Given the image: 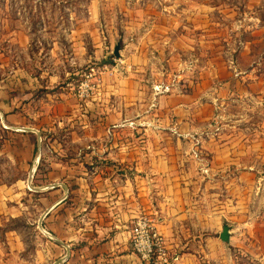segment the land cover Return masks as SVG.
<instances>
[{
  "label": "crops",
  "instance_id": "obj_1",
  "mask_svg": "<svg viewBox=\"0 0 264 264\" xmlns=\"http://www.w3.org/2000/svg\"><path fill=\"white\" fill-rule=\"evenodd\" d=\"M188 11L131 18L122 34L107 22L103 35L93 15L90 33L29 28L12 33V53L0 49V220L18 222L6 231L34 232L35 261L146 264L131 227L149 213L167 264L264 263L254 237L264 213V146L247 138L261 132L240 127L243 111L225 113L232 103L261 106V69L240 66L235 81L219 84L173 79L176 64L164 58L196 54L197 17ZM121 40L124 65L104 73L82 106L75 89L84 67L108 61ZM234 86L246 89L234 98ZM16 238L8 242L14 255L26 248Z\"/></svg>",
  "mask_w": 264,
  "mask_h": 264
},
{
  "label": "rangeland",
  "instance_id": "obj_2",
  "mask_svg": "<svg viewBox=\"0 0 264 264\" xmlns=\"http://www.w3.org/2000/svg\"><path fill=\"white\" fill-rule=\"evenodd\" d=\"M189 6L191 14L195 11L197 17L196 54L195 56L188 55V51L181 50L180 55L176 54L174 58L171 57L172 59L164 58L163 63L166 65L176 64L169 66L171 70L173 67L175 69L173 74L176 77L173 76V79H180L181 82L186 81V84L188 81L205 80L206 85L209 83L219 84L226 79H231V76L235 81L237 68L255 63L259 64L261 70L255 71L254 74H260L264 81V0H0V21L2 18L5 19L3 27L0 22V30L4 29L3 33L0 31V37L6 35V38L0 41V49H6L9 54L12 53L13 43L10 39H12L14 31L21 30L25 34L29 32L30 28V32L35 34L44 31L59 34L65 30L84 29V33L87 34L90 33V27L86 20L94 15L96 21L102 24L99 27L100 34L107 33L104 27L107 22L113 25L117 22L119 34H122L123 26L131 18L137 19L142 16L147 18L149 15L155 18L189 15ZM204 23L206 26H203ZM183 28L184 26L180 28V31ZM243 41L250 42L248 48H246V44L243 45ZM191 43L193 46L192 41ZM121 44L122 40L119 42L120 47ZM41 48L45 50L44 47ZM124 59L125 57L120 54L119 57L113 55L109 62L90 61L84 70L92 62H95L98 65H108L109 69L104 70V73H108L114 69L117 70L118 66L124 65ZM177 64L180 65L181 70ZM183 66L186 67L183 69ZM169 67L168 70H170ZM171 70L165 72L166 77L168 74H172ZM156 75L159 78L162 76L159 73ZM245 79L252 80V78ZM234 89L236 90L234 98H237L236 94L246 88L234 86ZM253 90L259 89H250L252 92ZM258 95L261 106L249 107L246 105L243 108L241 104L232 103L226 107L225 113L230 112L237 115L243 111L245 121L240 123V127L247 131L255 129L257 131L254 132H261L260 135L247 138L250 141L254 139L256 143L264 146V87L261 88ZM222 120L221 118L219 121ZM225 128L229 129V127ZM197 154L199 155L196 158L202 160L201 153ZM261 154L264 156V152ZM205 160L207 161V157ZM250 160L251 155L246 154V164ZM261 160L263 161L264 158ZM260 168V174L264 175V164ZM17 223L9 219L8 215L0 220V250L4 255L3 264H45L42 260L35 261L36 252L33 247H35L34 240L36 238L34 232L27 228L22 232L6 231L7 228L12 227H16L15 230H17L19 227ZM241 236L243 239L245 238L244 235ZM16 237L26 243V248L18 252V255L11 252L8 244L13 239L17 240ZM254 237L260 239L264 246V213H262L261 223L254 233ZM240 262L258 264L255 261L252 262V259L247 256L243 257Z\"/></svg>",
  "mask_w": 264,
  "mask_h": 264
},
{
  "label": "built area",
  "instance_id": "obj_3",
  "mask_svg": "<svg viewBox=\"0 0 264 264\" xmlns=\"http://www.w3.org/2000/svg\"><path fill=\"white\" fill-rule=\"evenodd\" d=\"M122 63V61H121ZM120 65V63H117ZM108 65H98L92 62L83 72L75 94L82 106L99 91L104 70ZM162 86H157L156 90ZM132 246L146 264H167L169 250L156 227V218L149 213H141L135 217L131 227Z\"/></svg>",
  "mask_w": 264,
  "mask_h": 264
},
{
  "label": "water",
  "instance_id": "obj_4",
  "mask_svg": "<svg viewBox=\"0 0 264 264\" xmlns=\"http://www.w3.org/2000/svg\"><path fill=\"white\" fill-rule=\"evenodd\" d=\"M120 45H116L115 49H114V55L116 57H119L120 56ZM230 226L228 224H225L223 226V230L220 234V237L221 239L224 241V242H228L230 240Z\"/></svg>",
  "mask_w": 264,
  "mask_h": 264
},
{
  "label": "trees",
  "instance_id": "obj_5",
  "mask_svg": "<svg viewBox=\"0 0 264 264\" xmlns=\"http://www.w3.org/2000/svg\"><path fill=\"white\" fill-rule=\"evenodd\" d=\"M112 57H113V55H112L111 58L108 60V62L111 61ZM80 80H81V79H80Z\"/></svg>",
  "mask_w": 264,
  "mask_h": 264
}]
</instances>
